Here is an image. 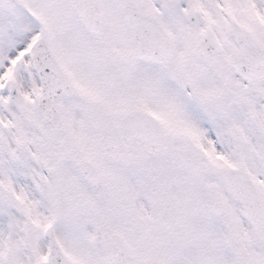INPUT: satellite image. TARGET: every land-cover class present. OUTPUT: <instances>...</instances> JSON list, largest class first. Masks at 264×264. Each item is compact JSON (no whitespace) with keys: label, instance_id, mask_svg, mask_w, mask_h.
<instances>
[{"label":"snow or ice","instance_id":"obj_1","mask_svg":"<svg viewBox=\"0 0 264 264\" xmlns=\"http://www.w3.org/2000/svg\"><path fill=\"white\" fill-rule=\"evenodd\" d=\"M0 264H264V0H0Z\"/></svg>","mask_w":264,"mask_h":264}]
</instances>
